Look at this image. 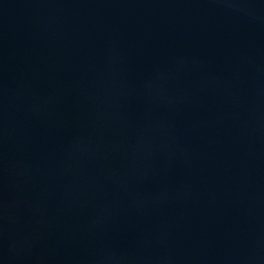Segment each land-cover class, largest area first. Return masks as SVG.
<instances>
[{
    "label": "water",
    "instance_id": "obj_1",
    "mask_svg": "<svg viewBox=\"0 0 264 264\" xmlns=\"http://www.w3.org/2000/svg\"><path fill=\"white\" fill-rule=\"evenodd\" d=\"M0 264H264V0H0Z\"/></svg>",
    "mask_w": 264,
    "mask_h": 264
}]
</instances>
